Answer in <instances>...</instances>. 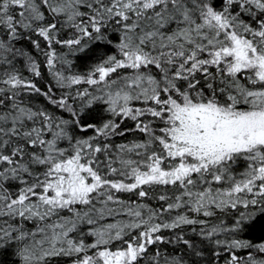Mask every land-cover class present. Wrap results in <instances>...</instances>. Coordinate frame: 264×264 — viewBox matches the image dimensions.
Here are the masks:
<instances>
[{
	"label": "snow or ice",
	"instance_id": "1",
	"mask_svg": "<svg viewBox=\"0 0 264 264\" xmlns=\"http://www.w3.org/2000/svg\"><path fill=\"white\" fill-rule=\"evenodd\" d=\"M0 264H264V0H0Z\"/></svg>",
	"mask_w": 264,
	"mask_h": 264
}]
</instances>
